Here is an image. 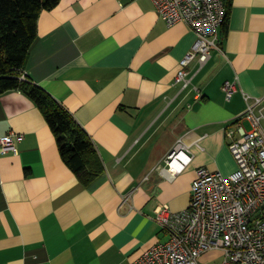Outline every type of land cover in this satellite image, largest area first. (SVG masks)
<instances>
[{"label": "crops", "instance_id": "0c3cea01", "mask_svg": "<svg viewBox=\"0 0 264 264\" xmlns=\"http://www.w3.org/2000/svg\"><path fill=\"white\" fill-rule=\"evenodd\" d=\"M196 39L152 0H61L40 14L24 73L90 135L105 172L83 187L34 101L0 94V137L23 135L0 155V264H133L167 241L155 211L186 210L199 168L237 169L226 128L246 112V95L264 98V0H232L221 49L202 68L190 63L199 100L174 85ZM180 140L193 161L171 179L163 170Z\"/></svg>", "mask_w": 264, "mask_h": 264}, {"label": "built area", "instance_id": "2783aa9c", "mask_svg": "<svg viewBox=\"0 0 264 264\" xmlns=\"http://www.w3.org/2000/svg\"><path fill=\"white\" fill-rule=\"evenodd\" d=\"M152 1L169 26L184 23L197 36L180 61L174 85L182 91L191 88L199 100L202 93L193 85L187 68L195 59L202 68L212 51L221 49L224 0ZM26 78L23 72L21 79ZM223 89L231 100L237 84L228 81ZM245 101L246 112L234 122L236 127L226 128L237 169L224 175L199 168L186 210L176 212L165 204L155 211V221L167 234V241L148 248L133 264H202L203 257L212 253L221 254L222 264H264V98L246 95ZM22 139L15 132L0 137V155L15 151L16 141ZM192 161L189 147L180 140L168 155L163 173L174 179Z\"/></svg>", "mask_w": 264, "mask_h": 264}, {"label": "trees", "instance_id": "16d2710c", "mask_svg": "<svg viewBox=\"0 0 264 264\" xmlns=\"http://www.w3.org/2000/svg\"><path fill=\"white\" fill-rule=\"evenodd\" d=\"M61 0H0V94L19 90L34 101L49 125L63 162L79 183L90 187L105 172L98 149L74 116L44 88L21 79L29 54L38 38V20L43 11L56 8ZM226 20L221 43L228 32L232 0H224Z\"/></svg>", "mask_w": 264, "mask_h": 264}, {"label": "rangeland", "instance_id": "374dc122", "mask_svg": "<svg viewBox=\"0 0 264 264\" xmlns=\"http://www.w3.org/2000/svg\"><path fill=\"white\" fill-rule=\"evenodd\" d=\"M207 260L204 264H222L223 257L219 253H212L207 255Z\"/></svg>", "mask_w": 264, "mask_h": 264}]
</instances>
